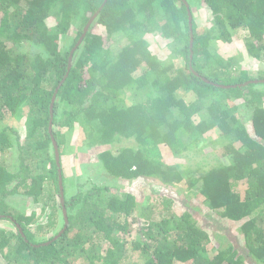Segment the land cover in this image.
Returning a JSON list of instances; mask_svg holds the SVG:
<instances>
[{
	"label": "trees",
	"instance_id": "1",
	"mask_svg": "<svg viewBox=\"0 0 264 264\" xmlns=\"http://www.w3.org/2000/svg\"><path fill=\"white\" fill-rule=\"evenodd\" d=\"M186 1L192 46L184 0H0V155L15 149L19 160L16 170L0 161V221L13 227L0 226V256L6 264L79 259L84 264H264V72L259 81L249 82L258 79L246 69L234 74L232 62L212 47L244 31L249 53L264 59V0ZM201 7L211 24L203 31L196 14ZM100 8L69 69L72 49ZM98 29L104 33H95ZM119 33L128 43L116 50L112 38ZM152 33L166 40L170 56L155 52ZM61 34L67 43H61ZM26 41L39 51L20 50ZM132 89L137 102L127 104L125 95ZM22 114L27 118L23 138L18 128L5 126L6 116ZM50 120L69 224L58 239L44 244L65 225ZM77 126L86 141L110 146L98 157L111 177L156 180L164 187L161 217L143 216L148 204H140L131 191L97 183L84 187L78 177L67 176L65 136ZM220 142H226L227 160L200 167L198 175L199 168L175 160ZM164 146L171 155L166 156ZM181 187L186 197L198 189L211 211L237 223V240L234 236L212 257L204 256L210 232L190 210L173 209L170 189L180 193ZM19 193L31 197L33 210L8 201ZM57 217L60 231L38 239L32 226L38 233L49 232ZM136 223L141 240L133 247L145 255L143 263L128 261V243L117 236L132 232Z\"/></svg>",
	"mask_w": 264,
	"mask_h": 264
},
{
	"label": "rangeland",
	"instance_id": "2",
	"mask_svg": "<svg viewBox=\"0 0 264 264\" xmlns=\"http://www.w3.org/2000/svg\"><path fill=\"white\" fill-rule=\"evenodd\" d=\"M197 20L200 29H208L211 24L206 11L200 9L196 10ZM49 25L54 26L56 24L53 16L48 18ZM85 28V27H84ZM103 32L104 30L98 29L95 30ZM71 32V33H70ZM70 36L74 35V32L70 31ZM69 36V37H70ZM150 41L152 42L155 52L160 57H168L171 54V49L168 48V44L165 39L159 38L158 34L152 33L150 35ZM61 43H67L68 37L65 34H61ZM113 45L115 49H119L120 46L126 45L128 40L119 33L112 38ZM248 41L247 35L244 31H238L233 41L223 42V41H214L212 44L214 53L222 57L226 61H231L233 69L236 70L234 74L237 73V69H246L249 72L251 77L257 78L259 80L262 72H264V59H256L253 57L247 47L246 43ZM11 45V43H9ZM20 50L26 52H37L39 51L37 47L31 45L30 42L24 43ZM184 62H181V64ZM136 90H128L126 92V103L132 104L137 102V95L134 93ZM141 95V94H140ZM187 96V95H186ZM187 99L193 100L192 96H187ZM242 113L245 121L250 122V115L247 109L242 108ZM26 114H22L20 117L14 118L10 115L5 118V126H14L18 128L21 137H25V120ZM249 124V123H248ZM86 135L82 129L77 126L73 131V134H68L65 136L66 147L63 152V163L68 177H78L80 183L84 187H89L93 183L97 184H108L112 188L119 191H131L136 194L140 204L145 201L148 204V208H142L143 216H158L164 213L162 206V194L164 187L160 185L156 180H144L143 178H138L132 181H123L111 177L101 166L99 162V153L102 150L109 148V145H97L90 141H86ZM213 139H217V133L212 135ZM129 142H125L128 144ZM224 143L220 142L217 146H207L202 147V150L199 153H185L181 157L176 158L175 160L180 161L188 165L191 168H199L196 170L197 175L201 173L203 169H209L212 166H215L219 163H224L227 159L225 157ZM165 151L166 156L171 155L169 148L166 146L162 147ZM5 161L6 165L9 166V169L16 170L19 164L18 152L15 149L7 150L5 153L0 155V161ZM199 172V173H198ZM184 190L179 193V188L170 189V194L175 198L176 202L173 206L174 210L177 212H183V210H190L194 213V217L199 221L200 225L210 232L212 236V241L206 246V250L202 254L208 258L212 257L216 252L219 246H227L230 242V239L238 234V224L232 223L226 218H222L218 213L211 211L204 203L203 196L201 195L198 189L193 190L189 197H186L187 190L184 187H181ZM244 189V187H242ZM183 197V198H181ZM8 201L19 209L33 210L35 205L31 197L26 196L22 193L11 195L8 197ZM37 212L41 214V209L37 208ZM61 217V214H58ZM60 217H57V225L51 229L49 232L38 233L36 226H32V230L37 232L38 239L48 238V236L54 231H60L61 229V220ZM0 226H5L7 229H12L13 227L7 221H0ZM138 224H135V229L130 233H119L117 236H121L127 243L129 247V256L131 257L128 261L143 263L145 261V255L139 249H134L133 243L135 241H140ZM56 228V229H55ZM225 228V229H223ZM0 264H6V261L3 257L0 256ZM72 264H84L83 259L74 261Z\"/></svg>",
	"mask_w": 264,
	"mask_h": 264
},
{
	"label": "water",
	"instance_id": "3",
	"mask_svg": "<svg viewBox=\"0 0 264 264\" xmlns=\"http://www.w3.org/2000/svg\"><path fill=\"white\" fill-rule=\"evenodd\" d=\"M184 1L186 2L187 6H188V10H189V25H190V29H191V46H192L193 45V30H192L193 24H192V16H191V11L189 9V4L187 3L186 0H184ZM100 10H101V8L91 17V19L89 20V22L85 26L84 32H83L82 36L79 38L78 43L72 49L71 54H70V65H69V69H70V66H71V60H72V57H73V54H74L75 50L77 49V47L79 46V44L84 39V37H85V35H86V33H87L90 25L95 20V18L98 16ZM257 81H259V80H250L249 82H257ZM261 81H264V80H261ZM249 82H247V83H249ZM223 86H225V87H231V86H228V85H223ZM232 86L235 87L237 85H232ZM57 91L58 90H56V93H57ZM56 93L54 94L53 99H52V103H51V116L52 117H53V107H54V102H55V99H56ZM52 122H53V120H50L49 131H50L51 136H52V140H53V144H54V148H55V153H56V161H57V164H58V167H59L60 200H61V204H62V212H63L64 219H65V225H64L63 229L53 238V240L48 241V242H45L44 244L51 243L52 241L58 239L63 234V232L67 229L68 224H69L67 209H66V206H65V193H64L63 178H62V169L60 167L61 166V161H60L61 157H60V151H59V146H58L57 140H56V138L54 137V135L52 133V130H53L52 129V124H53ZM17 226L19 227L20 232L22 234H24L23 233V229L20 226V224H17Z\"/></svg>",
	"mask_w": 264,
	"mask_h": 264
}]
</instances>
